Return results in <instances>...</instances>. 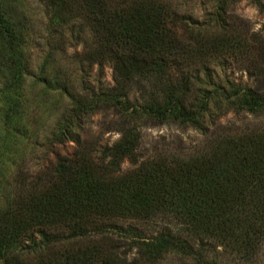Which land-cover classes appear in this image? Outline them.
Wrapping results in <instances>:
<instances>
[{
	"label": "trees",
	"instance_id": "obj_1",
	"mask_svg": "<svg viewBox=\"0 0 264 264\" xmlns=\"http://www.w3.org/2000/svg\"><path fill=\"white\" fill-rule=\"evenodd\" d=\"M251 1L264 14L261 2ZM44 4L50 22H80L78 32L90 34L91 41L70 47L82 48L71 54L82 87L69 95L47 141V153L54 155L48 165L10 176L0 148L2 264H159L172 254L206 264L194 245L206 238L250 257L264 236L263 132L223 133L191 153L144 157L138 151L144 120L200 128L208 105L199 107L189 68L228 56L238 61L256 36L246 42V35L228 30L201 35L165 0ZM18 40L11 17L0 13L9 69L18 66ZM104 66L111 67V87L102 79ZM240 100L250 113L264 108V96L244 93ZM15 112H2L6 129ZM95 114L116 116L105 130L119 134L118 141L82 146L80 127ZM66 144H74V152L60 155L58 147ZM152 224L158 226L155 235L138 229Z\"/></svg>",
	"mask_w": 264,
	"mask_h": 264
},
{
	"label": "rangeland",
	"instance_id": "obj_2",
	"mask_svg": "<svg viewBox=\"0 0 264 264\" xmlns=\"http://www.w3.org/2000/svg\"><path fill=\"white\" fill-rule=\"evenodd\" d=\"M165 1L177 6L181 16L189 17L201 35L213 31L223 35L228 30L231 34L246 35V42L256 37L255 42L247 43L248 49L238 61L228 56L210 60L207 65L192 64L191 90L199 95V107L208 105L203 118H199L200 128L178 121L152 124L144 120L143 124H148L141 131L139 156L191 153L209 147L212 140L224 137L223 133L231 136L264 133V108L250 113L241 108L240 100L244 93L264 96V14L258 6L251 0ZM259 1L264 6V0ZM0 13L11 17L20 37L15 52L17 69L5 66L0 45V117L8 108L16 110L10 130L0 120V148L9 159L10 176L17 171L35 174L52 160L54 155L47 153L50 151L47 141L68 109L69 95L82 87L83 76L78 74L71 58L73 52L80 53L82 48L70 47L75 41L81 45L90 42L91 35L78 32L80 22L64 27L59 21L50 22L44 0H0ZM92 73L95 74V68ZM102 77L106 86L113 85L111 67H103ZM115 117L92 115L80 127L82 146L103 147L118 141L119 134L105 130L108 122L117 120ZM74 149V144H66L57 150L60 155H67ZM157 227L142 225L138 229L151 236L156 234ZM194 245L206 264H264V236L250 257L230 251L216 239L206 238L201 244L197 240ZM159 264H197V261H180L172 254Z\"/></svg>",
	"mask_w": 264,
	"mask_h": 264
}]
</instances>
